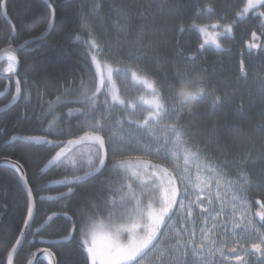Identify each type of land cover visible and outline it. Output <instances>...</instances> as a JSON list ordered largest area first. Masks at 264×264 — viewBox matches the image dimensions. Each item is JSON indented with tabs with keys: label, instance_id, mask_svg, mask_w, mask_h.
I'll return each mask as SVG.
<instances>
[{
	"label": "snow or ice",
	"instance_id": "obj_1",
	"mask_svg": "<svg viewBox=\"0 0 264 264\" xmlns=\"http://www.w3.org/2000/svg\"><path fill=\"white\" fill-rule=\"evenodd\" d=\"M8 2L0 0V19L9 27L4 71L10 79L19 74V53L49 33L45 27L41 36L13 47L18 28ZM45 4L41 23L52 25L58 0ZM104 4H81L75 39L80 33L87 39L78 74L44 73L54 99L45 101L49 92L29 81L33 60L24 63L23 80H16L0 108L10 111L23 100L18 118L31 120L39 134L4 143L44 152L47 164L61 169L58 183L66 191L55 199L63 203L48 220L63 219L66 227L54 243L75 248L72 264H264V62L250 81L243 58L231 67L219 58L226 51L221 40L234 37L245 21L259 29L251 31L247 49L264 53V0H241L235 7L230 0H192L189 23L176 0H111V27ZM165 12L177 21L171 35L154 23ZM202 15L216 19L198 24ZM193 32L200 41L185 55L180 38ZM209 51L218 56L211 72L197 63ZM253 109L261 116L259 142L244 126ZM0 169L15 179L21 196L19 236L0 257V264H15L44 198L22 157H4ZM44 255L49 264H61L57 253L45 249Z\"/></svg>",
	"mask_w": 264,
	"mask_h": 264
},
{
	"label": "trees",
	"instance_id": "obj_2",
	"mask_svg": "<svg viewBox=\"0 0 264 264\" xmlns=\"http://www.w3.org/2000/svg\"><path fill=\"white\" fill-rule=\"evenodd\" d=\"M94 2L95 0H58L57 17L51 34L45 40L35 42L19 53L20 65L18 75L10 79L0 78V108H3L11 99L10 94H8L9 92L6 93L8 85H10V91L15 92L16 80H23L25 62L36 61V70L28 79L29 81L38 83L41 91L47 90L49 92V95L44 97L45 101L54 99L57 94L44 80L43 76L45 72L49 74V78L55 75H64L71 79L73 75L78 74L81 66L79 49L87 39L83 33H80L79 40L75 39V33L78 28V13L82 3L86 7H91ZM138 2L139 0H137ZM240 2L241 0H230V3L234 7L238 6ZM110 3L111 0H105L103 9L107 18L106 27H111L114 17L113 11L108 6ZM176 3L185 11L188 18L184 23H189L194 13L192 0H176ZM45 9L46 4L40 0H9L8 12L14 18V23L18 28L17 38L13 47L23 44L25 40L41 36L45 27L48 30L49 25L41 23ZM215 19V16L202 15L196 18V22L204 24L213 22ZM154 23L157 27L167 28L169 35H171L172 30L177 25L175 16L167 12L157 16ZM254 29V26L250 27L247 22L242 23L235 30L234 37H226L221 40L222 48L226 51L219 56L225 62V65L229 67L238 65L239 60L243 58L250 73H253L249 77L250 81L255 75L260 74L257 70L260 68L262 62H264V57L251 55L247 52L245 46V42L251 40V31ZM257 30L259 31L258 28ZM8 33V24L0 19V54L7 52L5 41ZM180 39L184 45L185 55H188L191 51H195L200 41L199 35L195 32L185 33ZM168 55H172L171 48ZM217 58L218 56L215 51H209L204 56H201L197 63L206 67L211 72L212 61ZM6 64L4 63L0 66V72H4ZM220 78L221 76H217L213 79ZM32 100L33 105H35V89H33ZM23 103V100H21L19 103H15L10 111L0 112V160L4 157L10 159L22 157L28 163L30 179H34L35 183L41 188L38 197L57 196L61 191H66V189L62 187L51 188L50 184L60 181L64 177L58 166L47 164V154L41 151L25 149L19 143L7 145L4 143L6 140L11 141L14 135L39 134L37 132V125L31 120H21L18 118V113L22 111ZM185 115H187V110H185ZM218 115L221 117V120L225 119L223 113H218ZM49 119L53 126H55L56 121L52 117ZM227 119H231V113L228 114ZM260 123L261 116L257 110L253 109L248 112L244 126L256 137L257 142H259L261 136V133L258 131ZM4 132L7 135H4ZM237 147H240L239 143ZM258 172V168L254 170V174ZM82 191L83 189L78 190L77 195L73 197V203L79 199ZM252 196L255 199L260 198V195L255 190L252 192ZM62 203V201L49 202L38 200L32 227L15 259V264H31L34 254L43 249L57 253V258L61 261V264H65L66 261L68 264H72L73 261L78 259V253L74 247L56 245L54 243L60 239L66 223L63 219L55 217L52 220H48V217L53 216V213L59 211ZM21 217V196L16 181L7 170L0 169V238L3 239V243H0V257L5 256L11 250V244L15 242L14 238L19 236L17 229L22 225ZM43 226H45L44 229H41ZM37 230L39 231V235L34 237L33 232ZM38 264H49V262L41 259Z\"/></svg>",
	"mask_w": 264,
	"mask_h": 264
},
{
	"label": "water",
	"instance_id": "obj_3",
	"mask_svg": "<svg viewBox=\"0 0 264 264\" xmlns=\"http://www.w3.org/2000/svg\"><path fill=\"white\" fill-rule=\"evenodd\" d=\"M40 1H42L43 3H45V0H40ZM53 27H54V24L49 25V28H48V30H47V32H48L49 34H47L46 37H44V38H42V39H40V40H33V39H31V40H33V42H32L31 44H33V43H35V42H38V41H43V40H45V39L51 34V32H52V30H53ZM31 44H30V45H31ZM30 45H29V46H30ZM27 47H28V46H27ZM4 63H8L7 60H6V52H3V53L0 54V65H2V64H4ZM9 75H10L9 73H0V78L9 79ZM14 76H15V75H12L11 78L14 77ZM9 89H10V85H8L7 90H6V93L9 92ZM50 187H51V188H58V187H62V186H61V185L58 183V181H57V182H53V183H51V184H50ZM56 197H57V196L44 197V199H43L42 201L54 202V201H57V200L55 199ZM34 216H35V213H34ZM32 223H33V222H32ZM32 223H31V227H32ZM31 227L27 230V234L29 233ZM44 227H45V226H43L41 229H44ZM27 234H26V236H27ZM26 236L24 237V240H23L22 244H21V245L18 247V249H17V252H16V254H15V259H16L17 255H18V253H19V251H20V249H21V247H22V245H23V243H24V241H25V239H26ZM44 250H45V249H43V250H39V251H37V252L34 254V256H33V260H32V263H31V264H38L39 261H40L41 259H44V258H45Z\"/></svg>",
	"mask_w": 264,
	"mask_h": 264
},
{
	"label": "flooded vegetation",
	"instance_id": "obj_4",
	"mask_svg": "<svg viewBox=\"0 0 264 264\" xmlns=\"http://www.w3.org/2000/svg\"><path fill=\"white\" fill-rule=\"evenodd\" d=\"M245 22H247V24L250 25V27L254 26L255 30H257V28H258L257 25L254 24L252 21H245ZM245 46H246V44H245ZM247 52L250 53L251 55L255 56V57H259V56L264 57V53L259 52L257 49H252L250 51L247 49Z\"/></svg>",
	"mask_w": 264,
	"mask_h": 264
},
{
	"label": "rangeland",
	"instance_id": "obj_5",
	"mask_svg": "<svg viewBox=\"0 0 264 264\" xmlns=\"http://www.w3.org/2000/svg\"><path fill=\"white\" fill-rule=\"evenodd\" d=\"M7 66H8V63L6 64V66H5L4 69H6ZM117 84H118V87L123 91V89L125 88L124 83L121 82V81H118ZM130 91H131V94H132V95H136V90H135V89H130ZM44 260H46V261L48 262V260H47L46 258H45Z\"/></svg>",
	"mask_w": 264,
	"mask_h": 264
},
{
	"label": "bare ground",
	"instance_id": "obj_6",
	"mask_svg": "<svg viewBox=\"0 0 264 264\" xmlns=\"http://www.w3.org/2000/svg\"><path fill=\"white\" fill-rule=\"evenodd\" d=\"M54 196V195H53ZM46 197V196H45Z\"/></svg>",
	"mask_w": 264,
	"mask_h": 264
}]
</instances>
